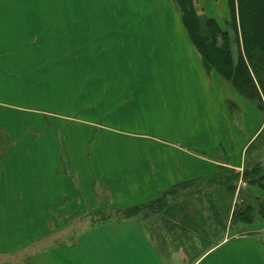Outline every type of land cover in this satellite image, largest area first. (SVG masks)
<instances>
[{"label":"crops","instance_id":"obj_1","mask_svg":"<svg viewBox=\"0 0 264 264\" xmlns=\"http://www.w3.org/2000/svg\"><path fill=\"white\" fill-rule=\"evenodd\" d=\"M263 124L204 70L172 0H0V264H264L255 231L209 248L186 212L180 233L98 216L239 169Z\"/></svg>","mask_w":264,"mask_h":264},{"label":"trees","instance_id":"obj_2","mask_svg":"<svg viewBox=\"0 0 264 264\" xmlns=\"http://www.w3.org/2000/svg\"><path fill=\"white\" fill-rule=\"evenodd\" d=\"M172 1L179 11L181 22L190 40L201 57L204 70L207 73L215 71L244 99L263 111L264 0H227L229 16L223 25H219L213 18H200L195 11L193 0ZM227 104L230 110L238 112L236 104L232 102ZM252 143L253 141L249 145ZM261 168L259 162H256L250 169L245 168L240 173L232 168L217 166L216 171L210 176L193 180L191 183L192 185L204 183L206 189L215 186L218 190L234 194L236 187L232 186L231 182L240 178L248 184L263 187L262 183H258L259 180L264 179ZM171 194L173 192H166L146 204L126 208L123 210L122 217L134 216L138 209L162 202V198ZM160 205L158 203V206ZM171 209L172 207H168L166 211L170 212ZM245 209L251 210L253 207L247 205ZM233 212L235 214V211ZM257 213L264 215V200H261ZM195 218L197 221L194 222L198 224H193L194 229L198 228L197 232L209 236V229L205 228L209 217L196 216ZM214 243L217 241L202 240V245L205 247L210 248Z\"/></svg>","mask_w":264,"mask_h":264},{"label":"rangeland","instance_id":"obj_3","mask_svg":"<svg viewBox=\"0 0 264 264\" xmlns=\"http://www.w3.org/2000/svg\"><path fill=\"white\" fill-rule=\"evenodd\" d=\"M226 20L227 18L224 22ZM46 101L47 105L51 106V98H46ZM69 104H71L70 101H65V105ZM1 136L3 135H0V140L2 138ZM252 141V145H249V143L246 146V149L249 148L247 150L245 149L242 166H240L239 169H232L241 173L243 169H250L254 163L259 162V165L262 167L261 172L264 176V124ZM258 183H262L261 185L264 187V179L259 180ZM231 185L236 187L234 194H230L226 191L223 192L220 189L218 190L215 186L205 189L204 183L198 186H189L162 198V202H158L159 205L161 204L160 206L156 203L152 206L138 209L136 214L134 213V216H141L140 223H142V226L148 231L149 228L152 229L156 225L146 223H151L153 219L159 218L162 220L160 225L162 232H167L171 229L172 232L180 233L182 225H185L184 222L181 221V216L186 212L187 216H189L188 219H193L196 216L203 218L209 217V222L208 224L206 223L205 228L209 229L210 237L208 239L212 240V242L218 241L225 235L237 234L242 231H255L253 233L260 234L264 242V215L261 216L257 213L261 200H264V188L256 184H248L241 178L231 182ZM247 205H251L253 209H245ZM168 207H172L175 212H173V210H170L171 213L167 212L166 208ZM233 211H235V214ZM239 212L244 213L238 214ZM122 215L123 210L98 213L100 218H105L106 216L120 217ZM183 218L184 217H182V219ZM176 222L177 224H175ZM173 223L175 225H173ZM187 227L193 228L192 231L194 233H199L197 232L199 231L198 228L196 230L193 226L190 227L187 225ZM193 242L196 243L197 250H199V243L197 241Z\"/></svg>","mask_w":264,"mask_h":264}]
</instances>
